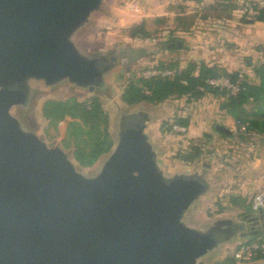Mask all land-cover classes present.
Listing matches in <instances>:
<instances>
[{"label":"water","instance_id":"water-1","mask_svg":"<svg viewBox=\"0 0 264 264\" xmlns=\"http://www.w3.org/2000/svg\"><path fill=\"white\" fill-rule=\"evenodd\" d=\"M103 1L0 0V264H208L221 244L259 233L264 209L205 230L186 223L212 182L198 171L168 173L148 132L151 113L120 117L94 177L12 113L28 105L34 80L103 85L121 55H87L74 41Z\"/></svg>","mask_w":264,"mask_h":264},{"label":"rangeland","instance_id":"rangeland-1","mask_svg":"<svg viewBox=\"0 0 264 264\" xmlns=\"http://www.w3.org/2000/svg\"><path fill=\"white\" fill-rule=\"evenodd\" d=\"M247 1L104 0L101 8L94 12L89 21L74 35L75 43L87 55L110 53L114 50L121 55L114 67L105 74L103 85L90 91L68 80L54 85L34 80L31 81L28 105L14 106L12 113L26 130L36 132L49 146H60L81 173L94 177L100 172L117 143L120 117L137 109L147 110L152 115L148 132L153 141L155 140L160 160L168 173L198 171L212 182V188L207 195L186 213L185 222L205 230L218 218L237 220L240 215L252 210L254 197H242L238 193L237 174L240 164L236 160V154L241 150L249 157L252 151L248 149L250 145L247 144L253 137V130L250 134L243 135L236 127L241 109L229 107L227 95L208 93L202 99L182 97L170 98L160 104H129L123 100V92L130 80L144 76V72L149 71L160 59L165 62L175 61L171 56H166L167 50L164 47L170 39L175 38L177 31H181L180 27L204 32L220 26L231 28L227 23L233 20L239 25H244L245 19L251 18L250 14L242 10ZM161 4L164 10L158 9ZM162 12H166L165 15H161ZM141 23H144L149 32V38H132V27ZM136 55H139L138 58H134ZM189 58L177 60L178 67H187L193 62L189 61ZM239 72L246 75L242 70ZM92 98H97L102 104L107 116L109 140L113 145L110 151L102 154L93 163L87 164L80 161L77 154H87L92 148L93 134L89 128L79 117L68 115L63 119L46 118L43 107L48 101L71 102L76 99L88 103ZM179 118L189 120L185 132H176L172 128ZM222 127L230 130V137L221 136L215 131V128ZM233 127L236 129L232 132ZM205 132L210 134V139L204 137ZM195 145H200L203 151L194 162L187 164L177 157L179 152H189ZM242 241L243 237L239 235L221 244L205 258L206 262L221 264L228 257H234L235 248ZM236 261L237 264L264 262L263 259Z\"/></svg>","mask_w":264,"mask_h":264},{"label":"trees","instance_id":"trees-1","mask_svg":"<svg viewBox=\"0 0 264 264\" xmlns=\"http://www.w3.org/2000/svg\"><path fill=\"white\" fill-rule=\"evenodd\" d=\"M253 21L264 22V8L258 10L256 15L251 16ZM130 36L132 38H149L150 34L145 29L144 23L132 27ZM177 39H170L164 49L173 50L178 46ZM171 56V55H170ZM175 59V57L171 56ZM151 69H170L175 70L172 76H150L138 77L136 80H130L123 92V100L129 104H137L141 102H149L152 104H160L170 98H196L202 99L206 94L227 95V105L231 108L241 109V114L237 120L247 122L249 128L253 131H264V121L249 119L245 115L242 108L250 99H257L264 89V80L261 85L252 84L244 75L241 80L240 89L236 94H231L227 89H219L207 83L209 78L220 76L228 77L231 81H236L239 78V71H228L226 68L217 64H209L205 62H191L187 67L181 69L178 67V61L171 60L165 62L160 59ZM262 78H264V65L259 67ZM43 114L46 118L63 119L66 116L81 118L84 125L89 128L93 134L92 148L89 153L84 154L78 152L77 157L80 161L91 164L98 159L102 154L110 151L113 143L109 140V132L107 128V116L103 110L102 104L97 98H92L91 102H79L73 99L71 102H56L48 101L43 107ZM187 126L188 120L179 118L176 124ZM215 131L221 136L230 137L231 135L220 128H215ZM204 137L210 139L209 133L204 134ZM231 147L229 148V150ZM203 148L200 145H195L189 152H179L177 157L187 164H191L202 153ZM85 156V157H84ZM88 158V159H87ZM87 159V160H86ZM249 209H251L249 207ZM258 237L264 239V231L260 235H256L251 240ZM253 259H263L264 254L258 253ZM221 264H237L235 257H228Z\"/></svg>","mask_w":264,"mask_h":264},{"label":"crops","instance_id":"crops-1","mask_svg":"<svg viewBox=\"0 0 264 264\" xmlns=\"http://www.w3.org/2000/svg\"><path fill=\"white\" fill-rule=\"evenodd\" d=\"M158 9L164 10L163 4L159 5ZM165 13L162 12L161 15ZM227 24L232 27L220 26L204 32L180 27L181 31H177L175 38L181 41V46L167 50L166 56L171 55L179 61L184 57H190L189 61L217 64L228 71L242 70L250 83L261 85L264 78L258 69L264 65V22L246 18L244 25H239L234 20ZM242 108L248 118L264 121V89L262 88V93L257 99H250ZM233 129L236 128L233 127L232 132ZM252 136L247 144L250 145L248 149L252 151L249 153L250 156L244 155L241 150L236 154V160L240 164V171L237 174L238 193L242 197L264 192V131H253ZM244 147L241 149H245ZM254 237H243V240L248 241Z\"/></svg>","mask_w":264,"mask_h":264},{"label":"built area","instance_id":"built-area-1","mask_svg":"<svg viewBox=\"0 0 264 264\" xmlns=\"http://www.w3.org/2000/svg\"><path fill=\"white\" fill-rule=\"evenodd\" d=\"M264 8V0H248L244 6L243 11L247 12L251 16L256 15L258 10ZM175 73V70L170 69H150L147 72H144L145 77L150 76H172ZM244 77V73L239 72V78L236 81H231L228 77L220 76L215 78H209L207 83L213 87L219 89H227L231 94H236L240 89L241 80ZM236 127L239 132L243 135H248L252 131L249 128L247 122H242L240 120L236 121ZM173 130L176 132H185L187 130L186 126L180 124H173ZM264 209V192H258L254 195L252 199V210L258 211ZM258 237L254 240H248L240 242L234 251V257L236 260L240 261H249L253 259L258 253L264 254V239Z\"/></svg>","mask_w":264,"mask_h":264},{"label":"flooded vegetation","instance_id":"flooded-vegetation-1","mask_svg":"<svg viewBox=\"0 0 264 264\" xmlns=\"http://www.w3.org/2000/svg\"><path fill=\"white\" fill-rule=\"evenodd\" d=\"M260 222H259V225H254V227H255V230H260V232H263L264 231V217L263 218H261L260 220H259ZM258 226V227H257ZM245 230H248V229H245ZM259 232V233H260ZM259 233H257V234H255V235H258ZM251 236H254V235H251ZM242 237V236H241Z\"/></svg>","mask_w":264,"mask_h":264}]
</instances>
